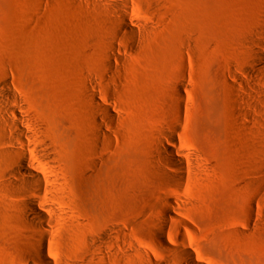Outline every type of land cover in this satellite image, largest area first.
<instances>
[{"label":"rangeland","instance_id":"rangeland-1","mask_svg":"<svg viewBox=\"0 0 264 264\" xmlns=\"http://www.w3.org/2000/svg\"><path fill=\"white\" fill-rule=\"evenodd\" d=\"M20 119L66 199L53 264H186L185 246L198 264H264V0H0V149ZM171 135L185 180L160 155ZM11 166L0 264H42Z\"/></svg>","mask_w":264,"mask_h":264},{"label":"bare ground","instance_id":"bare-ground-1","mask_svg":"<svg viewBox=\"0 0 264 264\" xmlns=\"http://www.w3.org/2000/svg\"><path fill=\"white\" fill-rule=\"evenodd\" d=\"M127 28L129 23L125 22ZM111 66L112 63L110 62ZM111 68V67H110ZM181 95V90L178 91ZM97 103V99H93ZM110 117H113L110 110H108ZM31 123L30 121H27ZM99 129L103 124L97 121ZM20 123V124H19ZM25 123L22 119L11 123L9 127L17 128L18 131L10 134L9 144H2L3 149H0V157L8 158L12 166L10 170H4V176H11L10 184L4 186L9 191L19 192L24 196L21 203H13L16 209L17 219L22 223L25 229L24 236L27 238L30 245V252L38 263L53 264L54 260L49 255L50 247L58 236L53 230L52 225L62 216L58 206L65 205L66 199L55 194L47 187L50 183L47 178V171L51 166L53 160L52 150L37 136H33L19 127ZM166 163L178 162L177 176L180 180L187 178L186 162L184 156L177 150V139L174 135L169 138V146L164 147V152L160 154ZM33 160V161H32ZM38 163L35 165L33 163ZM52 170V169H51ZM169 206L175 207L178 200L175 195L166 193L160 197ZM179 213L175 209L166 211V216L172 220L177 221L176 217ZM166 224L159 226V239L163 245L167 244V239L164 236ZM55 231V232H54ZM169 246V245H168ZM171 247V246H170ZM173 249V255L182 251L186 264H198L194 259V252L189 246L183 248ZM27 264H35L31 259H26Z\"/></svg>","mask_w":264,"mask_h":264}]
</instances>
